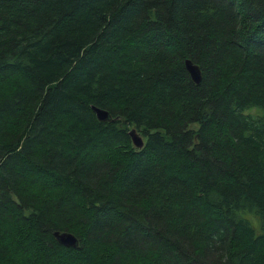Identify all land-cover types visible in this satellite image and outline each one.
<instances>
[{
	"label": "trees",
	"instance_id": "1",
	"mask_svg": "<svg viewBox=\"0 0 264 264\" xmlns=\"http://www.w3.org/2000/svg\"><path fill=\"white\" fill-rule=\"evenodd\" d=\"M0 264H264V0H0Z\"/></svg>",
	"mask_w": 264,
	"mask_h": 264
},
{
	"label": "water",
	"instance_id": "2",
	"mask_svg": "<svg viewBox=\"0 0 264 264\" xmlns=\"http://www.w3.org/2000/svg\"><path fill=\"white\" fill-rule=\"evenodd\" d=\"M185 66L192 80L195 83H199L201 80V73H200V68L198 67V65L193 64V62L190 59H186ZM93 109L95 111V114L98 120H106L109 118L108 111L97 108L95 106H93ZM129 134L131 136L133 145L137 148H141L144 142L141 136L136 132V129L131 128L129 130ZM53 234L56 237V239L63 245L73 246V247H76L78 245V239L70 232L56 230L54 231Z\"/></svg>",
	"mask_w": 264,
	"mask_h": 264
},
{
	"label": "clouds",
	"instance_id": "3",
	"mask_svg": "<svg viewBox=\"0 0 264 264\" xmlns=\"http://www.w3.org/2000/svg\"><path fill=\"white\" fill-rule=\"evenodd\" d=\"M253 112H254V109H245L243 114L247 116V115L253 114Z\"/></svg>",
	"mask_w": 264,
	"mask_h": 264
}]
</instances>
